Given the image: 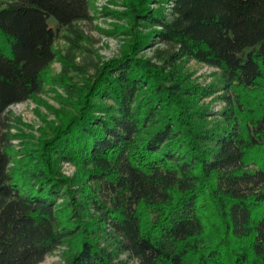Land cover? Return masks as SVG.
I'll use <instances>...</instances> for the list:
<instances>
[{
  "label": "trees",
  "instance_id": "1",
  "mask_svg": "<svg viewBox=\"0 0 264 264\" xmlns=\"http://www.w3.org/2000/svg\"><path fill=\"white\" fill-rule=\"evenodd\" d=\"M150 1L135 13L219 70L218 117L189 110L197 89L166 64L132 55L97 69L41 160L15 168L5 112L43 91L49 20L82 37L90 1L0 0V264H41L70 241L67 264H264V0H169L159 16ZM47 150L81 167L82 201Z\"/></svg>",
  "mask_w": 264,
  "mask_h": 264
},
{
  "label": "rangeland",
  "instance_id": "2",
  "mask_svg": "<svg viewBox=\"0 0 264 264\" xmlns=\"http://www.w3.org/2000/svg\"><path fill=\"white\" fill-rule=\"evenodd\" d=\"M2 1L8 3L11 0ZM89 1L90 18L77 26L82 37L59 27L53 18L49 20L50 26L57 29L58 37L55 42L56 59L44 73L43 91L27 101L11 105L5 112L10 119L15 168H21L27 161L35 163L41 160L38 155L45 147L43 144L52 139L53 129L76 113L78 89L86 85L88 79L94 78L97 69L110 66L112 61L119 63L132 55L150 68L166 64L169 70L175 72L183 91L197 89L192 98L182 94L190 101L191 112L208 110V120L214 121L218 117L216 113L225 106L219 97L222 93L219 88L207 95L217 85L219 70L193 59L175 41L163 39L156 32L162 29L161 26L143 20L135 13L133 5L136 0ZM169 3V0H151L148 7L158 16L168 15L171 10ZM46 156L54 160L51 151L47 150ZM55 159L53 162L59 172L74 181L70 191L76 192V201H82L81 190L86 186L82 185L81 167ZM73 199L71 195L69 198L61 197L58 203L64 209ZM82 215L84 217L87 213ZM101 238V244L105 245V237L102 235ZM73 245L74 242H65L47 254L41 264H67ZM121 258H127V255Z\"/></svg>",
  "mask_w": 264,
  "mask_h": 264
}]
</instances>
